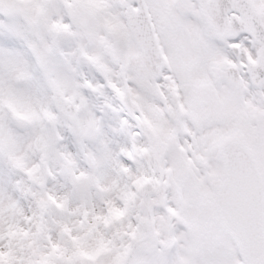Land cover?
I'll return each mask as SVG.
<instances>
[{"label":"snow or ice","instance_id":"obj_1","mask_svg":"<svg viewBox=\"0 0 264 264\" xmlns=\"http://www.w3.org/2000/svg\"><path fill=\"white\" fill-rule=\"evenodd\" d=\"M0 264H264V0H0Z\"/></svg>","mask_w":264,"mask_h":264}]
</instances>
